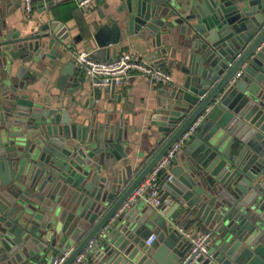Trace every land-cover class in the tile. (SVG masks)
I'll list each match as a JSON object with an SVG mask.
<instances>
[{
  "label": "water",
  "instance_id": "water-1",
  "mask_svg": "<svg viewBox=\"0 0 264 264\" xmlns=\"http://www.w3.org/2000/svg\"><path fill=\"white\" fill-rule=\"evenodd\" d=\"M116 12L94 31L95 54L133 37L178 72L150 122L161 146L135 176L132 118L88 114L93 92L61 26L21 34L0 15V264L67 250L71 264L90 242L79 264H264V0H120ZM46 66L55 91L40 94ZM195 121L162 176L171 204L122 209ZM179 225L207 234V254L185 260Z\"/></svg>",
  "mask_w": 264,
  "mask_h": 264
},
{
  "label": "crops",
  "instance_id": "crops-1",
  "mask_svg": "<svg viewBox=\"0 0 264 264\" xmlns=\"http://www.w3.org/2000/svg\"><path fill=\"white\" fill-rule=\"evenodd\" d=\"M23 0H0V15L4 17L7 28H16L21 34H30L38 30L45 22L55 23L61 26L65 40L69 44L67 55L71 60V51H91L95 58L108 59L123 52H133L140 58L154 63L147 59V55L154 50L150 45L144 46L133 40V37H124L116 46H112L109 53H103L104 57L95 54L96 47L93 46L92 35L96 28L108 17L117 15V7L120 0H101L94 6L82 9L77 6L75 0H34L31 13H25L22 9ZM52 2V3H50ZM108 58H105L107 57ZM155 64V63H154ZM171 73L173 82L178 78V72L169 64L161 66ZM36 81L32 87L40 94L55 91V80L57 72L51 67L38 68ZM172 82V84H173ZM87 91L93 92V109H85L88 114L92 112L100 117L111 119L117 122L119 115L132 118V125L129 126L131 133H128L125 143L128 149L127 164L131 167L132 176H135L150 160L159 149L157 126L151 124L159 108L158 96L162 87L141 75H135L131 79L117 85L116 94L121 95L118 102L115 98L107 96L106 88H99L92 91L87 82ZM90 95V94H89ZM165 195H169L165 193ZM56 254H50L47 258L36 259L35 264L48 262Z\"/></svg>",
  "mask_w": 264,
  "mask_h": 264
},
{
  "label": "built area",
  "instance_id": "built-area-1",
  "mask_svg": "<svg viewBox=\"0 0 264 264\" xmlns=\"http://www.w3.org/2000/svg\"><path fill=\"white\" fill-rule=\"evenodd\" d=\"M34 0H23L22 9L25 13H31L33 10ZM77 6L87 9L94 6L101 0H75ZM71 56L76 66L82 69L84 75L88 79L89 86L92 91L99 88H109L112 84L121 85L123 82L131 79L135 75H141L149 78L152 82L161 86L171 85L173 78L170 72L158 67L156 64L140 58L133 52H123L115 57L108 59L95 58L91 51L72 50ZM241 71L235 73V77L240 76ZM198 121L193 122L188 129L169 147L165 154L157 161L146 176L133 189L126 201L122 205V209L134 206L138 203L158 209L160 206L170 205L172 197L165 195L163 190L164 172H168V167L176 153L186 138L195 129ZM170 176H168L169 179ZM179 232L185 236L190 242V248L185 256V260L190 257H198L201 254H207L208 241L207 234L196 233L183 226H178ZM156 239V233H151L146 239V244H151ZM93 242H90L85 249L80 252L71 264L81 263ZM70 250L62 254L54 256L49 262H40L38 264H61L69 255Z\"/></svg>",
  "mask_w": 264,
  "mask_h": 264
}]
</instances>
